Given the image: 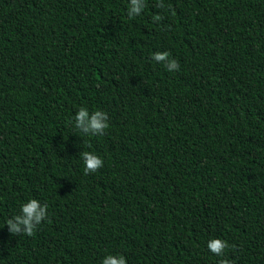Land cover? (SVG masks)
Here are the masks:
<instances>
[{
    "label": "trees",
    "instance_id": "trees-1",
    "mask_svg": "<svg viewBox=\"0 0 264 264\" xmlns=\"http://www.w3.org/2000/svg\"><path fill=\"white\" fill-rule=\"evenodd\" d=\"M129 5L0 0V264H264V0Z\"/></svg>",
    "mask_w": 264,
    "mask_h": 264
},
{
    "label": "clouds",
    "instance_id": "clouds-1",
    "mask_svg": "<svg viewBox=\"0 0 264 264\" xmlns=\"http://www.w3.org/2000/svg\"><path fill=\"white\" fill-rule=\"evenodd\" d=\"M145 0H130L128 8V15L135 17L139 15L145 8ZM157 7H163V3H158ZM154 20H160L159 15L153 17ZM153 59L157 62L167 61L165 67L168 71H173L179 68V64L175 59L169 60L168 52H156ZM108 117L103 111H95L89 118V111L87 108L81 107L76 115V128L81 130L84 134L88 133L96 135L99 133L103 135L104 130L108 128ZM81 157L84 162L85 174L94 173L103 166V159L92 152H83ZM21 214L14 216L7 220L6 225L12 235L27 234L33 235L37 226L47 217V205H41L37 199H30L21 207ZM23 226V227H22ZM228 243L221 239H212L208 243L210 251L218 256H223ZM103 264H126L125 258L121 256L109 255L103 260ZM220 264H229L228 260H221Z\"/></svg>",
    "mask_w": 264,
    "mask_h": 264
}]
</instances>
